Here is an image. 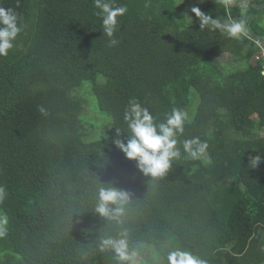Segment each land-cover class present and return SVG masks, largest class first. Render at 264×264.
I'll return each mask as SVG.
<instances>
[{
  "label": "trees",
  "instance_id": "16d2710c",
  "mask_svg": "<svg viewBox=\"0 0 264 264\" xmlns=\"http://www.w3.org/2000/svg\"><path fill=\"white\" fill-rule=\"evenodd\" d=\"M241 1L110 0L128 10L109 46L95 0H0L24 25L0 57V264H116L99 243L125 232L135 264H167L176 249L207 264H264L263 62L250 37L200 28L191 12L244 19L261 37L264 0ZM131 99L158 123L173 108L190 117L163 176L113 143L127 141ZM195 137L211 163L185 158L182 142ZM101 188L127 194L116 219L95 211Z\"/></svg>",
  "mask_w": 264,
  "mask_h": 264
},
{
  "label": "clouds",
  "instance_id": "9594fccd",
  "mask_svg": "<svg viewBox=\"0 0 264 264\" xmlns=\"http://www.w3.org/2000/svg\"><path fill=\"white\" fill-rule=\"evenodd\" d=\"M95 7L100 9L97 13L102 18L103 33L109 37V46H115L118 41L114 38L117 31V17L127 12V6H113L110 0H95ZM191 12L199 19L200 28L210 26L227 33L229 37L239 39L246 35V21L244 19L222 22L218 18L201 12L198 7H192ZM191 20V18L189 17ZM22 18L12 8L0 7V57L7 56L14 48L13 41L23 31ZM255 44V43H254ZM39 111L47 115L41 107ZM187 111L173 108L166 114L163 122H156V118L136 99H131L124 113L127 123V141L117 138L113 141L115 146L124 153L129 160H134L137 167L145 174L153 177L163 176L174 161L181 158V149L178 147V136L183 134L184 126L189 122ZM117 137L120 130H116ZM183 152L187 159L203 160L211 163L207 153L208 144L198 137L185 139L182 142ZM260 155L251 157V167L255 168L261 161ZM8 193L5 187L0 186V202H3ZM127 201V194L114 188L99 191V202L95 211L101 217L116 219L123 213L122 205ZM110 205H117L112 208ZM8 216L0 212V238L8 234ZM100 251L110 250L116 264H135L138 252L129 248L127 233H121L119 238H102L99 243ZM167 264H207V261L189 251L176 249L167 255Z\"/></svg>",
  "mask_w": 264,
  "mask_h": 264
},
{
  "label": "rangeland",
  "instance_id": "374dc122",
  "mask_svg": "<svg viewBox=\"0 0 264 264\" xmlns=\"http://www.w3.org/2000/svg\"><path fill=\"white\" fill-rule=\"evenodd\" d=\"M247 1H248V0L241 1V2H240L241 6H245V5H247V4H248ZM187 2H188V0H177V3L180 4V5H179L180 9H181L182 7H184V5H185ZM229 3H230V4H234V0H229ZM256 21H257V22H256ZM189 22L192 23L191 20H189ZM250 23H251V25H252V18H250V20H249V25H250ZM256 24H257V28H258V30L263 34V33H264V6H263L262 9H261V6L258 7V14H257L256 17L254 18L253 26L256 25ZM251 27H252V26H247V27H246V28H247V33H246V35H242L239 39H243L244 37H246V38H248V37H251V38L256 37V36H254L253 31L250 30ZM225 34H226V37H227L228 39L236 40V38L229 37V36L227 35V33H225ZM262 34H261V37H262ZM254 40H255V41H260V42L264 45V41L262 40V38H256V39H254ZM223 59H226V55L223 56ZM230 70L233 71L231 68H230ZM136 264H137V263H136Z\"/></svg>",
  "mask_w": 264,
  "mask_h": 264
},
{
  "label": "built area",
  "instance_id": "2783aa9c",
  "mask_svg": "<svg viewBox=\"0 0 264 264\" xmlns=\"http://www.w3.org/2000/svg\"><path fill=\"white\" fill-rule=\"evenodd\" d=\"M255 44L259 49L257 59L263 62L264 66V45L260 41H255Z\"/></svg>",
  "mask_w": 264,
  "mask_h": 264
},
{
  "label": "crops",
  "instance_id": "0c3cea01",
  "mask_svg": "<svg viewBox=\"0 0 264 264\" xmlns=\"http://www.w3.org/2000/svg\"><path fill=\"white\" fill-rule=\"evenodd\" d=\"M256 38H262V40L264 41V33H263L262 37H253V38L250 37V40L251 41H254V43H255V40L254 39H256Z\"/></svg>",
  "mask_w": 264,
  "mask_h": 264
}]
</instances>
